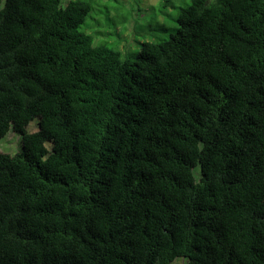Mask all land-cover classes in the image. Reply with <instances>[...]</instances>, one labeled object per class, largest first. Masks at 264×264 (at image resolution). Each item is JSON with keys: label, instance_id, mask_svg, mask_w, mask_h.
Returning a JSON list of instances; mask_svg holds the SVG:
<instances>
[{"label": "trees", "instance_id": "16d2710c", "mask_svg": "<svg viewBox=\"0 0 264 264\" xmlns=\"http://www.w3.org/2000/svg\"><path fill=\"white\" fill-rule=\"evenodd\" d=\"M90 9L0 0V264H264V0H190L137 52Z\"/></svg>", "mask_w": 264, "mask_h": 264}, {"label": "rangeland", "instance_id": "374dc122", "mask_svg": "<svg viewBox=\"0 0 264 264\" xmlns=\"http://www.w3.org/2000/svg\"><path fill=\"white\" fill-rule=\"evenodd\" d=\"M69 0H62L65 4ZM91 9L82 24L89 33L121 52H137L142 41L168 38L177 26L176 18L190 0H88ZM37 118L25 127L37 129ZM20 149L19 134L10 129L0 138V151L13 154ZM177 258L172 264H185Z\"/></svg>", "mask_w": 264, "mask_h": 264}]
</instances>
